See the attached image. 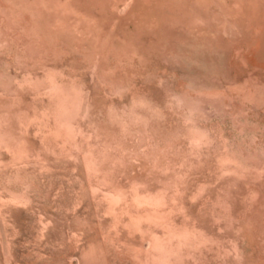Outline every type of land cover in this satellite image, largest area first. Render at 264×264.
Listing matches in <instances>:
<instances>
[{"label": "rangeland", "instance_id": "1", "mask_svg": "<svg viewBox=\"0 0 264 264\" xmlns=\"http://www.w3.org/2000/svg\"><path fill=\"white\" fill-rule=\"evenodd\" d=\"M0 264H264V0H0Z\"/></svg>", "mask_w": 264, "mask_h": 264}]
</instances>
